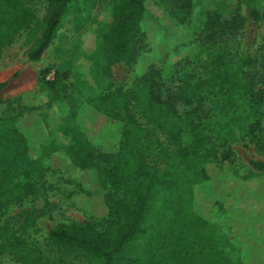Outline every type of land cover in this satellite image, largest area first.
<instances>
[{
  "label": "trees",
  "instance_id": "trees-1",
  "mask_svg": "<svg viewBox=\"0 0 264 264\" xmlns=\"http://www.w3.org/2000/svg\"><path fill=\"white\" fill-rule=\"evenodd\" d=\"M101 1H109L113 12L102 34L105 69L133 62L143 40L146 0H49L39 38L36 35L41 27L31 28L35 17L30 0H0V54L22 30L31 28L28 58L40 60L70 15L74 16V28L80 29L90 10ZM246 1L251 17L259 20L257 0ZM185 6L190 8L189 0L175 12L180 23L188 18L183 12ZM208 10L209 17L215 19L207 22L209 38L227 36L230 23L239 14L237 6L223 2ZM214 63L212 77L185 79L179 98L191 106L212 92L222 94L221 106L230 128L238 120L234 108L239 100L247 103L250 113L264 117V87L244 81L234 66L222 69L217 61ZM50 72L48 68L41 71L40 99L56 107L55 114L25 121L12 113L0 116V217L11 204L36 194L46 172L57 165L62 172L64 169V178H71L72 170L79 172V184L95 194L89 215L107 217L100 227L90 221H70L50 230L51 243L85 259L87 264H243L218 245L205 229L207 221L193 208L195 182L200 177L208 178L198 158L211 141L209 135L193 126L201 118L197 109L182 117L173 111L171 99L163 93L162 79L151 70L129 91L109 87L86 101L94 110L91 112L120 121L118 131H107L84 123L88 111L80 112L84 103L69 94L66 74L55 70L53 78L48 79ZM131 100L179 145L174 153L165 151L164 167L148 161V148H154L129 107ZM15 104L13 108L23 105L22 98L18 97ZM187 127L195 135L189 144L180 145V134ZM118 135L121 139L117 147ZM252 164L264 172V161ZM12 244V237L0 243V253L11 252ZM39 264L50 263L40 259Z\"/></svg>",
  "mask_w": 264,
  "mask_h": 264
},
{
  "label": "rangeland",
  "instance_id": "rangeland-1",
  "mask_svg": "<svg viewBox=\"0 0 264 264\" xmlns=\"http://www.w3.org/2000/svg\"><path fill=\"white\" fill-rule=\"evenodd\" d=\"M187 1L146 0L141 23L143 40L135 60L112 64L106 70L102 34L112 21L109 1H101L91 9L80 29L74 28V16L70 15L41 59L32 61L28 58L32 42L27 40L34 26L41 27L36 38L41 37L49 0H30L35 17L31 28L22 30L0 54V116L12 113L25 121L55 114L56 107L40 99V74L48 68V79L53 78L55 70L66 74L69 94L84 103L80 112L88 111L84 123L118 131L120 121L91 112L94 110L86 101L109 87L129 91L138 78L152 70L162 79L163 93L171 99L173 111L182 117L197 109L201 118L193 126L210 136L211 141L202 150L204 154L198 158L208 178L200 177L195 182L194 211L207 221L205 229L232 259L243 264H264V172L252 164L264 161V117L250 113L247 103L239 100L234 108L238 120L230 128L221 106L222 94L212 92L191 106L179 98L185 79L212 77L215 61L222 69L227 65L240 70L244 81L253 87H264V0H257V21L251 17L246 0H189L190 8H183L188 13L187 21L180 23L175 12ZM223 2L237 6L239 14L230 23L227 36L209 38L208 8ZM18 97L24 104L13 108ZM129 107L148 132L147 141L154 148H148V161L164 167L165 151L174 153L179 145L148 118L135 100ZM194 135L191 127L185 128L180 145L189 144ZM120 139L118 135L117 147ZM63 172L55 165L46 172L36 194L5 209L0 217V243L12 237L14 244L8 245L11 252L0 253V261L39 264L44 259L50 264H87L85 259L51 243L50 230L60 222L70 221H90L100 227L107 217L89 215L95 194L79 184V172L72 170L71 178H64Z\"/></svg>",
  "mask_w": 264,
  "mask_h": 264
}]
</instances>
